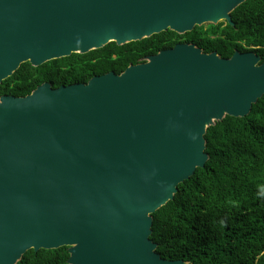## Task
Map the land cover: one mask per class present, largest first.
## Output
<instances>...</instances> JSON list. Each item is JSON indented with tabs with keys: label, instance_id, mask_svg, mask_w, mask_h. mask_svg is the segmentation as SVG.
<instances>
[{
	"label": "water",
	"instance_id": "obj_1",
	"mask_svg": "<svg viewBox=\"0 0 264 264\" xmlns=\"http://www.w3.org/2000/svg\"><path fill=\"white\" fill-rule=\"evenodd\" d=\"M245 0H0V83L24 62L225 21ZM254 51L194 43L122 72L0 96V264L67 246L68 264H188L158 254L152 213L203 167L205 133L264 94Z\"/></svg>",
	"mask_w": 264,
	"mask_h": 264
},
{
	"label": "trees",
	"instance_id": "obj_2",
	"mask_svg": "<svg viewBox=\"0 0 264 264\" xmlns=\"http://www.w3.org/2000/svg\"><path fill=\"white\" fill-rule=\"evenodd\" d=\"M221 21L178 34L169 29L123 45L109 42L87 53L24 62L0 83V96H24L48 82L53 88L86 83L92 76L122 72L144 56L194 43L204 52L230 57L254 51L264 61V0H245ZM203 167L177 186L166 204L152 213L150 239L164 259L188 264H264V94L243 117L226 115L205 133ZM67 246L27 250L16 264H68Z\"/></svg>",
	"mask_w": 264,
	"mask_h": 264
}]
</instances>
